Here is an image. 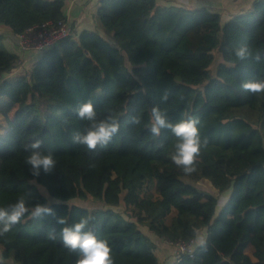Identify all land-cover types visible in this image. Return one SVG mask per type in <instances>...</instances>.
Masks as SVG:
<instances>
[{
    "label": "trees",
    "instance_id": "obj_1",
    "mask_svg": "<svg viewBox=\"0 0 264 264\" xmlns=\"http://www.w3.org/2000/svg\"><path fill=\"white\" fill-rule=\"evenodd\" d=\"M64 5L65 0H0V27L18 36L36 25L57 26L67 21ZM95 20L99 29L65 38L40 53L26 74L0 82V118L6 123H0V207L30 193L29 209L39 203L55 213L38 221L25 214L0 238V264H75L56 218L65 217L70 226L88 216L115 264H160L156 242L140 225L172 244L194 242L205 230L193 256L175 264H264V93L251 95L240 87L264 80V61L241 62L232 52L247 43L264 57V0L225 23L207 9L100 0ZM19 64L0 34V78ZM165 92L169 99L162 103ZM88 101L101 117L114 110L121 126L106 148L94 152L71 142L72 132L86 123L74 109ZM154 106L172 123L200 121L208 146L193 174L171 162L170 131L159 138L149 132ZM133 116L141 117L140 125L130 123ZM37 140L56 159V170L38 178L29 173L23 148ZM160 142L164 149L156 147ZM202 180L220 193L231 191L223 206L200 187ZM89 197L103 207L70 203ZM52 231L56 240L47 238Z\"/></svg>",
    "mask_w": 264,
    "mask_h": 264
},
{
    "label": "clouds",
    "instance_id": "obj_2",
    "mask_svg": "<svg viewBox=\"0 0 264 264\" xmlns=\"http://www.w3.org/2000/svg\"><path fill=\"white\" fill-rule=\"evenodd\" d=\"M237 60L253 61L261 63L264 57L259 53H253L247 43H242L232 50ZM241 89L248 94L257 95L264 93V80H248L240 85ZM162 103H166L169 94L165 92L160 98ZM75 115L82 121H85L83 130L72 132L71 142L73 145L82 146L89 152H94L98 146L106 148L112 139L120 131V122L117 113L109 109L101 117L98 115L91 101L81 103L74 109ZM133 125L141 124L140 116H133L130 120ZM200 121L196 118L181 120L172 123L167 117L166 111L159 106H154L150 113L149 132L154 138H159L162 131L168 130L172 133L174 143L170 154L171 162L176 168L185 175L196 172L198 158L201 150L208 146L206 138L202 139L198 125ZM159 149H164L165 145L160 142L156 145ZM27 153L24 163L31 176L38 178L41 172L52 174L56 170V159L51 152L42 151V141H35L23 145ZM90 167L94 169L96 163L93 161ZM35 183V180L33 181ZM31 194L20 195L17 201L7 207H0V238L6 236L17 224H19L25 214L30 212L33 220H41L45 215L54 216L55 213L51 207L42 204L28 207ZM92 217H82L78 222L68 225L65 217H57L56 222L62 225L59 237L62 241L63 248L70 254L76 255L75 264H115L108 242L99 239L91 226ZM47 238L56 240L57 233L49 232Z\"/></svg>",
    "mask_w": 264,
    "mask_h": 264
},
{
    "label": "crops",
    "instance_id": "obj_3",
    "mask_svg": "<svg viewBox=\"0 0 264 264\" xmlns=\"http://www.w3.org/2000/svg\"><path fill=\"white\" fill-rule=\"evenodd\" d=\"M100 0H65L63 12L67 17V23L74 25V34L77 36L83 30H96V11ZM163 7L180 8L187 11H194L198 9H207L211 12L220 13L222 16V22L225 23L235 15H239L243 12L250 11L256 0H157ZM0 34L4 35L7 39V44L16 47V50L12 52L23 57L26 60V65L29 69L32 67L34 60L40 55V53H23L18 46V36L14 35L8 28L0 27ZM4 79V78H3ZM2 81V79H1ZM231 194V193H230ZM157 244V247L161 252L157 253L160 264H175L173 256V246L171 242L165 239H161L145 231ZM206 236V232L201 233L200 238H197L194 243L199 245L203 243Z\"/></svg>",
    "mask_w": 264,
    "mask_h": 264
},
{
    "label": "built area",
    "instance_id": "obj_4",
    "mask_svg": "<svg viewBox=\"0 0 264 264\" xmlns=\"http://www.w3.org/2000/svg\"><path fill=\"white\" fill-rule=\"evenodd\" d=\"M74 34V30L67 22L57 26L51 23L36 25L18 35V46L26 54L42 53L58 45L62 40ZM12 74V73H10ZM194 242L180 241L176 245L175 257L180 262L184 255L193 256Z\"/></svg>",
    "mask_w": 264,
    "mask_h": 264
},
{
    "label": "rangeland",
    "instance_id": "obj_5",
    "mask_svg": "<svg viewBox=\"0 0 264 264\" xmlns=\"http://www.w3.org/2000/svg\"><path fill=\"white\" fill-rule=\"evenodd\" d=\"M246 12H249V11H246ZM69 25H71V23ZM95 26H96L97 29L100 28L97 22H96ZM71 27L74 29V25H71ZM105 34H107L108 37L111 40L115 41V38H114V36L111 33H106L105 32ZM73 36L76 37L75 34H73ZM6 40L7 39L5 38V44H6L7 49L10 50V51L16 50V47H14L13 45L7 44ZM219 60H220V57H218L217 62L213 66V69L216 68ZM28 70H29V67L26 65L25 58L20 57V64L18 65L17 69H15L13 72H11L12 74L7 73V74L3 75V77L0 78V82H1V79L4 80L3 78L6 77V76L7 77H11V76H14V75H23V74H26ZM14 113H15V110L11 113V116H14ZM0 123L2 124V127H4L6 125V123L2 120V118H0ZM2 127H0V132L4 131V129ZM200 187L205 189V190H207V191H209V192H211L214 196H216L219 199V204L221 206H223L227 202L229 197H230L231 191H227L225 193H220L217 189H215L213 187V185L208 180H202L200 182ZM151 191H152L153 194L155 193L154 188H152ZM54 201H55L54 199L50 198V202H54ZM70 203L79 204V205L88 207L90 209H97V208L103 207V204L100 201H98L96 199H93L91 197H89L86 200L75 199V200H72ZM115 209L118 210V211H122V207L115 208ZM140 227L142 228V230L147 231V229L144 226L140 225ZM204 231H202V234L204 233ZM172 246H173V256H174V259H175V263H177V260H176V257H175V251H176L175 247H176V245L172 244ZM157 249L161 252V250L158 247H157ZM159 251H157V253H159V255H160ZM0 260H1V256H0ZM10 262H13V261L10 260Z\"/></svg>",
    "mask_w": 264,
    "mask_h": 264
}]
</instances>
